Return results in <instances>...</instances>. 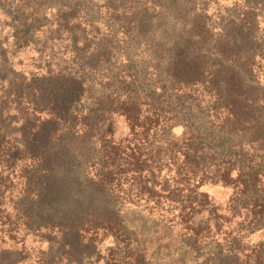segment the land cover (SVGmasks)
<instances>
[{
	"label": "trees",
	"instance_id": "1",
	"mask_svg": "<svg viewBox=\"0 0 264 264\" xmlns=\"http://www.w3.org/2000/svg\"><path fill=\"white\" fill-rule=\"evenodd\" d=\"M67 1L0 0V23L12 31L16 49H24L48 23L47 11L61 7L57 27L69 21L78 7ZM104 1L109 16L95 21L105 33L93 29L92 58L103 70L88 71L106 81L95 83L102 93L85 120L75 109L58 108L57 100L37 111L22 93L8 91L19 96L9 102L17 113L46 112L33 120L53 126L38 152L28 148L24 129L36 123L26 117L20 131L26 140L0 132V163L8 171L4 177L0 170V241L24 245L32 237L61 250L58 260L43 254L40 264H72L67 237L79 247L109 241L104 254L74 264H140L138 241L113 213L88 206L74 216L59 214L75 210L67 200L92 188L169 223L216 264H264V239L250 241L264 232V0H235L211 15V2L193 0L184 20L158 18L157 25L154 15L176 0ZM147 49L159 53L144 56L153 66L143 62L140 51ZM85 76L72 81L80 89L93 85ZM118 118L128 131L120 141L113 138ZM12 179L10 214L3 195ZM206 186L228 189V199L214 203Z\"/></svg>",
	"mask_w": 264,
	"mask_h": 264
},
{
	"label": "rangeland",
	"instance_id": "2",
	"mask_svg": "<svg viewBox=\"0 0 264 264\" xmlns=\"http://www.w3.org/2000/svg\"><path fill=\"white\" fill-rule=\"evenodd\" d=\"M72 1L78 8L74 9L75 13H72L69 21L59 22L60 25L57 27L56 24L59 19L55 17V14L61 7L56 6L57 10L54 8L53 11H47L46 18L48 23L41 28L39 33L34 35L32 44L22 50H14L12 46V31L0 23V78L5 77L6 80L0 81V127H2L0 132H4L2 137L8 134L19 140H26L21 137L22 132H20L23 126V117L33 123L34 118H47L46 115H48L45 114L46 112L38 114L27 112V115L21 116L14 110L13 105L10 106L9 102L16 101L19 98V96L14 97V94L8 92L10 89L22 93L20 98H24V103L27 100L32 101L37 111H43L48 108V103L52 100L53 102L57 100L59 101V106L56 105L58 108L75 109L82 120L86 119L84 117L86 116V109L92 107V102L99 98L102 93V89L95 83H98L99 80L101 82L106 80L99 78L100 76L98 77V75L93 77L88 70L92 69L95 72L98 69L103 70L102 66H100L101 62H97V59L92 60V58L97 56L94 53V47L97 46L98 39V36L94 35L95 33L93 32L95 30L93 29L99 30V33H105L103 27L105 24L97 25L95 21L100 19L105 22L109 13L104 9L105 7H102L105 3L104 0ZM192 1L176 0V3L170 4V9L161 11L158 16L157 14L154 15L156 18H152L151 23L154 25L159 24L158 18L163 23L169 21L172 17H184V20L185 16L193 13ZM197 1L202 4L208 1L211 2L207 11V15H211L214 9L218 7L223 9L231 8L235 0ZM125 2L127 0H124ZM67 3H70L69 0ZM110 6L112 7V5ZM260 27L264 29V24H261ZM58 30L59 32L56 33ZM147 50L149 52L147 54H145L144 50L140 51L143 57L150 55V57L154 58L156 56L158 59L159 53H155V50H152L150 54V50ZM144 61H147L152 66L155 65L149 58L144 57ZM83 75H86L85 78L92 80L94 84H88L87 87L80 89L79 82L75 83L72 80H80ZM28 114L30 115L28 116ZM34 123L36 124L29 129H24V132L28 133L29 150L38 152L40 151L39 143L51 132L50 128L53 125L49 124L51 126L48 127V125ZM127 132L124 121L118 118L114 123L113 138L116 141H120L126 137ZM174 133L179 136L181 129H175ZM3 165L5 164L0 163V170L4 171L3 176L5 177L8 171ZM12 181L14 183L7 182L8 190L3 195L6 211H9L10 214L13 208V201L10 197L15 195V193L12 195L11 193L14 192L16 187L15 179H12ZM47 183L49 182H44L45 185ZM78 184L81 186L79 181ZM85 185H82V188ZM160 186L167 188L168 183L163 181ZM204 190L213 202L217 204H224L230 193L228 189L218 186H206ZM81 194L77 195V200H75L76 197H71L66 202L67 204H73L75 210L72 209L71 211L66 208L62 209L59 214L63 212V214H71L66 216H74L72 214H77L80 207L88 206L99 211L113 213L123 227L138 241L140 264H216L215 261H211L205 255L203 250L187 245L184 239L179 236L180 234L169 223L161 222V219L157 216H151L144 210L136 209L120 201L102 196L92 188H86ZM263 239L264 232L255 233L250 237L251 243H256ZM67 241L71 246L69 250L73 253V258L70 260L72 264L75 263L76 259L92 261L96 253L104 254L107 246L110 245L109 241L97 246H85L81 242L79 247L78 239L67 237ZM65 250L68 251L67 248ZM20 253L22 259L18 264H40L43 254H52L58 260L61 250H58L57 246H50L48 243L37 241L32 237H28L24 245L0 241V264L15 262Z\"/></svg>",
	"mask_w": 264,
	"mask_h": 264
},
{
	"label": "flooded vegetation",
	"instance_id": "3",
	"mask_svg": "<svg viewBox=\"0 0 264 264\" xmlns=\"http://www.w3.org/2000/svg\"><path fill=\"white\" fill-rule=\"evenodd\" d=\"M13 42H14V39H13ZM12 46H13L14 50H16V47L14 45H12ZM17 50H22V49H17Z\"/></svg>",
	"mask_w": 264,
	"mask_h": 264
}]
</instances>
